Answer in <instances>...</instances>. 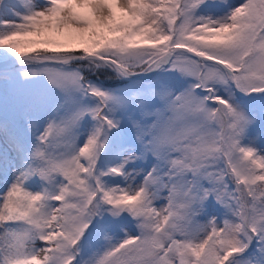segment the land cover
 <instances>
[{
    "label": "snow or ice",
    "instance_id": "snow-or-ice-1",
    "mask_svg": "<svg viewBox=\"0 0 264 264\" xmlns=\"http://www.w3.org/2000/svg\"><path fill=\"white\" fill-rule=\"evenodd\" d=\"M0 264H264V0H0Z\"/></svg>",
    "mask_w": 264,
    "mask_h": 264
}]
</instances>
